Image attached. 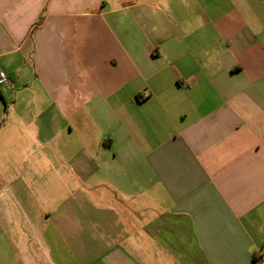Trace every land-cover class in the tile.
<instances>
[{"label":"crops","instance_id":"0c3cea01","mask_svg":"<svg viewBox=\"0 0 264 264\" xmlns=\"http://www.w3.org/2000/svg\"><path fill=\"white\" fill-rule=\"evenodd\" d=\"M0 71V264H264V0H0Z\"/></svg>","mask_w":264,"mask_h":264},{"label":"rangeland","instance_id":"374dc122","mask_svg":"<svg viewBox=\"0 0 264 264\" xmlns=\"http://www.w3.org/2000/svg\"><path fill=\"white\" fill-rule=\"evenodd\" d=\"M42 17H43V13H42V16L40 17V19H42ZM7 159H8V157H1L0 158L1 164H4ZM28 160L29 159L26 160V158H20L19 159V162L23 168L27 167L26 164H28ZM16 175L22 182H25L28 184L30 183V172H20L19 174H16Z\"/></svg>","mask_w":264,"mask_h":264},{"label":"built area","instance_id":"2783aa9c","mask_svg":"<svg viewBox=\"0 0 264 264\" xmlns=\"http://www.w3.org/2000/svg\"><path fill=\"white\" fill-rule=\"evenodd\" d=\"M10 84V79L4 71H0V86ZM264 258V257H263Z\"/></svg>","mask_w":264,"mask_h":264}]
</instances>
